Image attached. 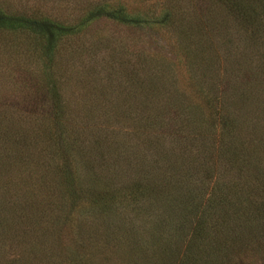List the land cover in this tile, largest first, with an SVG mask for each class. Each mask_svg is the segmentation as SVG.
Listing matches in <instances>:
<instances>
[{
    "label": "rangeland",
    "instance_id": "374dc122",
    "mask_svg": "<svg viewBox=\"0 0 264 264\" xmlns=\"http://www.w3.org/2000/svg\"><path fill=\"white\" fill-rule=\"evenodd\" d=\"M82 1L0 0V6L11 13L61 20L66 5L72 9ZM120 2L131 13L146 15L149 8L159 13L165 0ZM206 8L198 0L189 6L191 16L182 24L193 21L189 34L198 31V20L203 28L202 38L188 40V46L183 36L163 26L136 28L106 19L61 42L55 75L63 84L59 83L68 99L67 109L87 136L82 138L84 143L80 139V149L75 148L69 160L79 169L82 163L85 167L92 163L106 174L120 170V187L143 183L141 199L135 210L126 213L115 239L93 231L102 222H94L92 229L94 223L90 224L84 207L88 200H82L69 216L62 215L53 191L59 156H51L47 139L36 140L31 129L20 137L17 123L10 141L0 138V218L2 214L7 217L8 233L6 238L0 235V264H166L171 251L158 247L167 243L176 250L187 244L177 229V214L181 201L185 204L192 197L217 211L227 207L225 211L233 215L228 224L230 237L244 239L235 247L234 240L230 241L224 250L227 260L217 254V264H264V239L260 241L264 227L256 235L248 220L252 201H245V207L238 203L239 194L235 198L225 192L226 186L237 182L228 156L207 150L210 138L219 145L218 138L224 137L220 125L211 134L186 121L194 112L197 117L206 114V119H218L215 113L227 112L254 128L264 143V39L251 36L250 30L241 34L236 16L221 10L209 13ZM24 35H0V110H15L22 128L46 109L45 95L22 84L23 79L33 77L35 86L39 79L34 76L41 77L38 58L27 52L29 42ZM189 105L195 109L185 108ZM149 120L145 139H159L161 154L140 140L142 123ZM97 134L102 145L90 155L86 139ZM87 177V173L81 175L85 182ZM150 178L155 186L150 185ZM213 192L226 197L218 207L220 197ZM212 258L206 256L204 261Z\"/></svg>",
    "mask_w": 264,
    "mask_h": 264
},
{
    "label": "trees",
    "instance_id": "16d2710c",
    "mask_svg": "<svg viewBox=\"0 0 264 264\" xmlns=\"http://www.w3.org/2000/svg\"><path fill=\"white\" fill-rule=\"evenodd\" d=\"M86 1L87 3L84 0L80 3L77 2L72 9L66 8L68 6L66 5L63 8L66 14L62 15L61 20L52 16H27L11 13L9 9L0 6V35L25 34L23 37L29 42L27 52L38 58V69L41 77L39 75L34 76V78L39 79L35 86L33 77L30 80L26 78L24 81L23 79L22 84L31 90L36 87L37 91H41L45 95L42 102L45 103L44 107L46 108L43 113L33 117L32 121H29L30 125L24 128L19 125L15 110L2 111L1 109L0 138L4 136L6 138L3 140L10 141L14 137L13 130L18 123L17 126L21 129L20 137H24L22 136L23 132L29 133V129H31V136H34L36 140L47 139L49 147H52L50 149L51 156H59L57 158L58 163L54 167L56 182L53 186L56 197L55 206L60 211L59 213L69 216V213H72L82 200H88L84 207H86V211H89L90 224L100 220L102 222L98 231L93 229L96 223L92 224L93 231L100 233L99 237L107 235L108 238L113 237L115 239V234L121 230L120 227L125 221L126 213L132 208L135 210L138 207V202L141 199V184L143 183H128L120 187L119 182L123 178L119 177L121 175L120 170H112L111 173L106 174L105 170L97 168L92 163H90V167H85L82 163L79 169V165L77 166L74 160L73 162L69 160L68 156H73L72 151L75 148L76 150L80 149L81 145L78 143L80 139L84 143L82 138L87 136L82 129L83 126L80 127L78 122L74 121L67 109L68 99L61 94L63 84L60 78L55 75L54 67L58 61L56 58L59 55L58 50L61 42L78 34H83L87 29H90V24L93 22L106 19L136 28L157 26L161 28L163 26L162 28H168L183 36L188 46L190 44L188 40L194 42L197 38H202L200 36L203 25L200 24L202 20L196 21L198 31L195 30V34H189L188 31L193 28L191 24L193 21L182 24L187 15L191 16L189 6L192 5L193 0H165L159 13L149 8L146 15L139 12H129L120 0ZM138 2L142 4L143 0H138ZM198 2H203L207 6L206 10L210 9L209 13L221 10L226 11L231 17L236 16L238 21V28H236L241 34H243L242 30H250L251 36L259 40L264 39V0H198ZM60 7L62 8V6ZM206 28L209 27L204 26V29ZM211 32L215 31L211 30ZM189 50L193 51L190 47ZM202 81H205L204 78ZM185 108L195 109L194 105L185 106ZM226 113H215L218 119L210 117L206 119V114L205 118L202 113H199V117H197L194 112L189 114L186 121L189 120L190 127L199 126L201 127L198 129L200 132L212 131L211 134H214L216 127L220 125L224 137L221 140L218 138L219 145L213 142L215 139L210 138L212 142L209 143L207 150H211L216 156H228L229 168L237 182L230 184L231 186H226L225 192L234 194L235 198L239 194L238 203L242 205L245 201L247 203L252 201V218L248 217V220L253 223L254 232L257 235L260 228L264 227V207L261 205L264 204V198L263 200L261 198L264 195V143H262L261 137L258 138L254 128L246 125L243 121H239L234 116H228ZM195 121H198L196 125L191 126V124H195ZM144 122L141 126L142 129L139 130L140 140L144 139V143H148L149 147L158 150V152L156 151L157 154H161L163 151L158 146L159 139H150L149 142L145 139L147 137L145 129L150 125V120ZM87 141L90 142V155L96 154V149L102 145V138H99L97 134V136L92 135L91 139L87 138ZM117 145L120 146V143ZM83 173L88 175L87 182L81 179ZM150 180V185L155 186V180L153 178ZM146 182L148 181L145 180L144 184ZM245 192L247 193L245 194ZM147 195L150 197L152 192L148 191ZM212 195L216 198L220 197L217 207L225 202L226 197H221V194L213 192ZM196 200L194 197L189 198V202L187 201L185 204H183L185 201L182 200L180 204L183 206L177 214V229L185 235L187 244L182 247L181 245L180 247L177 246L176 250H171L170 244L167 243L158 247H162L161 249L164 251H171L166 264H217L219 256L223 260L226 259L224 250L230 241L234 240L232 242L234 247L238 242H244V239L238 236L233 237L232 240L229 235L228 224L229 220H233V215L231 217L229 211H225L227 207L221 206L219 209L221 211H217L213 205H209V203L206 205L205 203L204 206H201ZM1 216L3 218H0V235L2 238H6L8 236L5 229L7 217L4 214ZM260 237V241H262L264 232ZM162 241L157 242L161 244ZM206 256H214L215 258L204 261ZM48 264H54V262L50 261Z\"/></svg>",
    "mask_w": 264,
    "mask_h": 264
}]
</instances>
